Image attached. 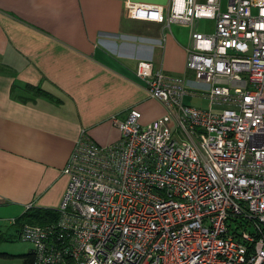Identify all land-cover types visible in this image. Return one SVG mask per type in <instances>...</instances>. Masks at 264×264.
<instances>
[{
  "label": "built area",
  "instance_id": "obj_1",
  "mask_svg": "<svg viewBox=\"0 0 264 264\" xmlns=\"http://www.w3.org/2000/svg\"><path fill=\"white\" fill-rule=\"evenodd\" d=\"M125 8L188 26L192 76L138 61L134 75L163 113L144 124L133 108L111 115L118 135L102 146L81 129L55 218L21 223L19 238L34 264H264V0ZM198 19L213 31L199 32Z\"/></svg>",
  "mask_w": 264,
  "mask_h": 264
},
{
  "label": "crops",
  "instance_id": "obj_2",
  "mask_svg": "<svg viewBox=\"0 0 264 264\" xmlns=\"http://www.w3.org/2000/svg\"><path fill=\"white\" fill-rule=\"evenodd\" d=\"M127 2L168 0H0V204L55 209L81 129L102 146L118 135L111 115L133 108L144 124L163 113L134 75L138 61L188 77V26L166 11L130 18Z\"/></svg>",
  "mask_w": 264,
  "mask_h": 264
},
{
  "label": "rangeland",
  "instance_id": "obj_3",
  "mask_svg": "<svg viewBox=\"0 0 264 264\" xmlns=\"http://www.w3.org/2000/svg\"><path fill=\"white\" fill-rule=\"evenodd\" d=\"M224 2L225 0H221L222 6ZM195 23L199 32L211 33L213 31V21L210 19H198ZM187 76L191 78L192 73L188 71ZM183 100L195 107H205V101L202 99H192L185 96ZM20 214L21 211L18 208L14 209L12 204H0V253L12 255V257H0V264H20V258L17 255L26 253L31 248L28 242L21 240L18 236L19 223H29L28 217L21 216L15 224L9 223L11 218H16Z\"/></svg>",
  "mask_w": 264,
  "mask_h": 264
},
{
  "label": "trees",
  "instance_id": "obj_4",
  "mask_svg": "<svg viewBox=\"0 0 264 264\" xmlns=\"http://www.w3.org/2000/svg\"><path fill=\"white\" fill-rule=\"evenodd\" d=\"M27 88L31 89L33 94L50 96L48 95V93L40 91L36 88H32L31 86H27ZM21 216L28 217L29 223L42 224L52 221L55 218L56 213H55V209L30 207L26 210H23L21 214L15 218V221H17ZM0 255L3 257H12V255H8L3 252L0 253ZM17 257L20 258V264H34V255L30 249L26 253L17 255Z\"/></svg>",
  "mask_w": 264,
  "mask_h": 264
}]
</instances>
